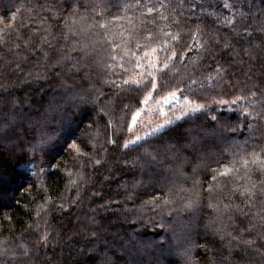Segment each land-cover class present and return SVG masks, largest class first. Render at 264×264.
<instances>
[{
    "label": "trees",
    "instance_id": "1",
    "mask_svg": "<svg viewBox=\"0 0 264 264\" xmlns=\"http://www.w3.org/2000/svg\"><path fill=\"white\" fill-rule=\"evenodd\" d=\"M84 2L81 0L82 4ZM227 2L234 7L225 8V0H140V6L158 4L155 8H160V12L150 16L146 8L133 7L124 12L122 7H117L125 3L135 5L136 0H109L106 4L105 20L126 15L133 17L135 25L133 28L127 20L113 21L109 26L111 32L132 29L139 38L151 31L161 40L165 39L160 35L161 30L180 32L179 43H172L176 50L183 52L184 60L174 61V71L178 73L174 83L192 73L203 79L208 66L214 69L217 63L227 69L223 80L215 81L210 88L197 90L193 98L199 96L198 103L208 107L203 114H194V119L184 124L200 131L207 142L206 151L189 152V162L182 175H178L180 188L189 190L181 192L182 196H195L193 183L200 181L197 189L200 204L193 212L162 213L144 202L160 196L161 188L167 191L171 187L172 171H165L158 180L144 179L141 169L131 164L142 148L121 149L105 142L107 122L122 116L124 103L134 110L138 103L136 98H142L143 93H117L104 85L103 80L109 77L102 64L92 67L89 80H73L75 89L88 97L86 103L69 98L55 71L48 73L47 80L27 76L29 72L34 76L38 70L42 71L43 60L41 53L31 54L32 45L24 47L25 39L32 36V30L37 27L51 26L53 34L62 27L61 21L41 20L40 17L49 16L41 6L61 7L64 0H0V17H3L0 27L11 23L10 15L21 8L15 21L21 38L17 39L14 31L5 38L7 43L0 45V85H3L0 119L8 115L12 101L16 100L20 102L16 109L20 115L30 117L37 122L38 129L53 136L52 141L35 154L36 159L51 166L37 181L27 179L19 168L23 164L21 159L31 158V152L24 156L19 146L24 144L27 149L31 135L25 137L18 127L10 138H0V253H3L0 264H264L255 252L243 253L242 260L229 255L215 233V214L207 207L208 193L204 191L210 182L205 165L216 168L214 161L227 162L231 159L230 152L264 146V120L251 121L254 129L250 131L247 127L250 121L239 114L237 105L216 103L230 101L241 89L255 90L256 101L264 100V32L258 31L264 24V0ZM161 4L165 7L161 8ZM237 10L249 15L241 18ZM160 15L169 19L161 20ZM230 19L232 24L228 23ZM173 20L178 23L173 24ZM21 24L28 26L23 28ZM246 29L252 32L250 37L245 34ZM193 33L196 39L205 42L204 49L198 48ZM41 35L43 32L33 37V44L39 43ZM225 43L230 47L225 48ZM44 48L47 50L46 45ZM99 55L106 57L107 53L100 48ZM194 61L199 63L194 65ZM110 78L116 79L115 76ZM93 96L98 99L93 100ZM230 108L234 110L229 111ZM213 115L218 121L211 120ZM129 118L130 114L125 120ZM230 127L238 130L227 131ZM33 134L39 133L34 130ZM127 136L125 131L123 137ZM73 141L89 155L95 151L94 159H100L101 163L88 166V157H78L69 148ZM123 142L121 139L120 143ZM93 144H96L95 150ZM194 167L197 168L195 174ZM73 180L75 184L71 183ZM140 180L143 183L133 187ZM180 203L177 200L171 207L178 208ZM37 224L40 227L34 231ZM182 224L187 227L188 242L182 249L174 250L172 245L179 238L176 230ZM93 231L96 236L92 235ZM45 232L47 241L40 240L39 236ZM258 232L259 227L251 233V238L256 239ZM259 243L264 245V240ZM20 244L27 250V256L21 254ZM167 253L172 255L163 257Z\"/></svg>",
    "mask_w": 264,
    "mask_h": 264
},
{
    "label": "snow or ice",
    "instance_id": "2",
    "mask_svg": "<svg viewBox=\"0 0 264 264\" xmlns=\"http://www.w3.org/2000/svg\"><path fill=\"white\" fill-rule=\"evenodd\" d=\"M41 7L44 12L49 13L47 18L40 17L41 20L61 21L62 27L56 34L52 33L51 26L37 27L32 30V36L25 39L24 47L28 48L32 45L31 54L41 53L43 60L40 65L42 71L38 70L34 76L29 72L27 76L37 80H47L48 73L55 71L60 86L68 92L69 98L73 101L78 100L86 103L88 97L75 89L73 80L77 78L89 80L92 67L102 64L105 75L109 77L103 80L104 85L117 90V93L122 91L142 92L143 97L136 98L138 103L134 110L128 103H124L121 109L122 116L118 120L107 122L105 142L121 149L138 150L142 148L143 151L135 160L131 161V164L134 168L141 169L144 179L152 181L161 177L165 171H172L171 187L167 191L161 188L162 194L145 201V205H152L154 209H159L162 213L164 211L169 213L173 211L193 212L200 204V192L197 190L200 181L194 180L195 196H182L181 192L189 190L177 187L175 178L182 175L185 164L189 162V152L206 151L207 142L200 131L193 127H184V124L194 119V114H203L208 107L207 104L198 103L199 96L193 98L197 90L210 88L215 81L223 80L227 69L217 63L214 69L208 66L207 75H204L203 79L192 73L180 77L179 81L174 83L173 81L178 76V73L174 71L176 67L174 61L184 60L183 52L176 50L175 44L172 43H179L180 32L161 30L160 35L165 38L163 40L151 31H146L139 38L133 34L132 29L111 32L109 26L113 21L127 20L129 25H133V17L113 16L112 20H105V13L108 12L105 0H85L83 4L81 0H64L61 7H57L55 4ZM117 7H122V10L127 12L130 8H139L140 0H136L135 5L125 3L122 6L117 5ZM160 7L165 6L161 4ZM224 7L232 8L234 5L225 0ZM31 10L28 9V11ZM20 11L21 8H17L16 12L9 17L12 22L0 27V45L7 43L5 38L11 32L15 31L17 39L21 38V33L15 24ZM154 12L159 13L160 8H146L147 15L150 16ZM144 14L142 13V15ZM248 15L249 13L239 11L241 18H247ZM159 18L164 21L169 19L163 15H160ZM136 19L140 18L136 17ZM2 20L3 17H0V22ZM34 20L35 18H33V22ZM172 23L178 22L173 20ZM228 23L232 24L233 21L230 19ZM27 26V24L20 25L23 28ZM134 27L135 25H133ZM258 31L264 32V24ZM40 32H43V35L40 36L39 43L33 44V37ZM245 34L250 37L252 32L246 29ZM192 35L198 48L204 49L205 42L196 39V33ZM133 44L134 47H132ZM45 45L47 50L44 48ZM16 47L19 48L20 45L17 44ZM224 47L229 48L230 45L225 43ZM100 48H103L107 53L106 57L99 55ZM189 50L191 49L189 48ZM161 53H164L163 57H161ZM27 59L28 57L25 56L24 60ZM193 63L195 65L199 61ZM20 66L18 63L17 68ZM112 76H115L116 79H111ZM181 84L184 87H181ZM0 88H3V85H0ZM4 90L7 91V89ZM157 94H160L158 99ZM256 96L257 91L255 90L241 89L239 94L230 101L219 100L216 103L237 105L239 114L250 121L247 127L251 131L254 129L251 121L264 120V100L257 102ZM92 99L95 100L98 97L93 96ZM150 100L155 101L156 109L144 107ZM178 100L183 102L176 110V114L171 116H168L164 108L159 106L161 101L166 105H171L172 102ZM19 103V101L13 100L12 110L5 118L0 119V138H10L12 134H16L18 127L25 137L31 135L32 139L27 141V149L24 144L19 145L24 156L31 152V158L21 159L20 162L34 163L35 154L42 150L45 144L52 141L53 136L38 129L37 122L30 117L25 118L20 115L16 110ZM232 110L234 109H229V111ZM157 111L159 117L156 116ZM2 113L3 109H0V114ZM129 114L130 118L125 120ZM145 115L149 117L147 121L142 119ZM158 119L160 122H156L153 126L154 121ZM211 120L218 121V117L213 115ZM137 125L141 126L140 131L131 135L136 131ZM34 130L39 134H33ZM226 130L235 132L238 129L230 127ZM125 131L130 135V138L123 137ZM121 139L124 141L122 144L120 143ZM92 147L95 150L96 144H93ZM69 148L78 157H88V166H92L93 163L97 165L101 163L100 159H94L95 151L89 155L82 151L80 145L75 141L69 145ZM230 155L231 159L227 162L223 159L214 161L217 164L216 168L205 165L210 173V182L204 191L208 193L207 207L215 214V233L219 235L220 241L228 249L230 256L242 260L243 253L251 251L264 260V251H261V247L264 245L259 243L264 240V146L258 145L251 151L241 149L230 152ZM192 171L195 174L197 168L194 167ZM71 183L75 184L76 181L73 180ZM142 183L143 180L137 181L133 187ZM177 200L181 201L179 207H171L177 203ZM47 203L49 201H45V204ZM40 207L43 208L44 205ZM245 222L247 226H244ZM39 227L37 224L33 230L36 231ZM257 227L260 232L257 233V238L253 239L251 233L256 231ZM92 235L96 236V232L93 231ZM39 239L47 241L48 233L41 234ZM19 248L23 249L22 255H28L23 244H20Z\"/></svg>",
    "mask_w": 264,
    "mask_h": 264
},
{
    "label": "rangeland",
    "instance_id": "3",
    "mask_svg": "<svg viewBox=\"0 0 264 264\" xmlns=\"http://www.w3.org/2000/svg\"><path fill=\"white\" fill-rule=\"evenodd\" d=\"M109 0H105V3L107 4ZM158 4H149V3H144L140 6L141 9H144V8H147L149 6L151 7H157ZM161 57L164 56V54H160ZM180 95V94H178ZM159 98V96H157V99ZM182 100H178V101H174L172 102L171 105H166L164 104L162 101L160 103V107H163L165 112L167 113L168 116H171L173 114H176V110L178 109L179 105L182 104ZM146 108H149V109H156L157 105L155 103V101L153 100H150L149 103L144 106ZM156 116L159 117V112L157 111L156 112ZM142 119L144 121H147L149 119V117L147 115L143 116ZM163 119V118H161ZM156 122H160V120H155L154 123H153V126L155 125ZM140 128L141 126L140 125H137V128H136V131L133 132L131 135H135L137 132L140 131ZM207 135V134H205ZM127 138H130V135L128 134ZM19 168L23 171V173L26 175L27 179L29 180H38L41 176V174L44 172V171H47L49 169H51V166L48 165L47 163L39 160V159H36L35 158V162L34 163H23L19 166ZM158 180V178L156 179ZM165 183V181H163ZM175 183L177 185V187H180V181H179V176L178 178L175 180ZM168 184V183H167ZM169 185H171V182H169ZM191 226V225H190ZM189 226V227H190ZM186 226H184L183 224L176 230V234L179 236V238L177 240H175V244L173 243L172 247L174 250H176V248L178 247L179 249H182V247H184L183 244H185L186 242H188V238H187V234L185 233L186 230H187V227L185 228ZM195 229L197 230L196 228V225H195ZM178 249V250H179ZM172 255V254H171ZM169 253L167 254H164L163 257H166V256H171Z\"/></svg>",
    "mask_w": 264,
    "mask_h": 264
}]
</instances>
